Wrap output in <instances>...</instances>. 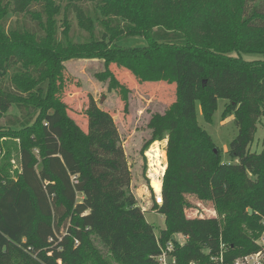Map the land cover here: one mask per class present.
I'll list each match as a JSON object with an SVG mask.
<instances>
[{
	"label": "trees",
	"instance_id": "obj_1",
	"mask_svg": "<svg viewBox=\"0 0 264 264\" xmlns=\"http://www.w3.org/2000/svg\"><path fill=\"white\" fill-rule=\"evenodd\" d=\"M69 1L96 3L91 22L100 30L83 48L105 61L99 80L110 79L124 100L128 88L112 66L140 83L175 87L166 112L152 116L143 147L144 154L167 140V169L159 165L165 175L152 178L162 183L163 204L153 209L166 227L158 235L145 218L112 114L90 98L83 128L63 99L65 68L43 64L25 80L0 42V117L18 111L0 134V158L8 149L1 138L18 139L19 163L15 173L11 158L0 166V264H76L92 236L120 264H159L168 242L177 264H220L214 258L221 256L232 264L263 250L264 139L260 153L250 147L264 127V0ZM130 37L146 45L120 44ZM219 99L228 101L223 117L234 115L238 129L229 163L197 120L199 105L211 123ZM50 126L58 129L56 147L48 145ZM188 196L212 203L218 217L186 216Z\"/></svg>",
	"mask_w": 264,
	"mask_h": 264
},
{
	"label": "rangeland",
	"instance_id": "obj_2",
	"mask_svg": "<svg viewBox=\"0 0 264 264\" xmlns=\"http://www.w3.org/2000/svg\"><path fill=\"white\" fill-rule=\"evenodd\" d=\"M150 1L155 3L156 0ZM47 2L50 3L49 9L46 8ZM93 9H96V3L87 1L0 0L1 46L5 47L9 54L16 56L17 66L24 69L25 80L34 77L33 67L37 69L43 64L62 65L65 68L67 83L63 99L70 108L71 117L83 128L87 122L85 110L90 98H93L100 108L112 114L120 131L132 173L131 188L145 212L146 220L156 227L159 235L166 227L165 217L153 208L156 203L155 192L161 193L162 183L154 184L152 178L148 177V164L150 159V172L154 169L162 172L160 164L167 166V140L152 143L144 154L143 147L151 138L148 124L152 116L166 112L175 99V87L163 82L140 83L131 74L112 66L111 69L120 82L128 88L127 100H124V95L110 88V79L99 80L97 76L106 71L105 61L89 57L83 48V42L88 41L92 35L97 36L100 30L97 24H94L93 31ZM120 44L124 47H143L146 40L130 37L122 39ZM246 59L252 60L255 57L248 56ZM227 105V100H218L211 123L206 122L202 108L197 106L198 124L211 136L221 152L224 163L232 161L228 152L231 142L238 134L234 115L223 117ZM16 114L18 111L12 107L7 116L0 117V134H5L9 119ZM47 134L49 147H56L58 129L50 126ZM263 139L264 127L260 125L255 142L250 147L252 152L262 151ZM1 140L5 142V150L7 146L8 149L0 158V166L5 164L7 158H11L10 169L15 173L19 166L16 156L18 139L2 137ZM155 143H160L159 150L150 155ZM158 154L162 156H157ZM187 202L190 207L186 208L185 213L189 218L218 217L210 202H202L194 196H188ZM263 238L264 235L258 240L260 244H264ZM178 239L182 243L185 242L182 236ZM91 240L92 248L85 249L83 260L76 264H120L96 236H92Z\"/></svg>",
	"mask_w": 264,
	"mask_h": 264
},
{
	"label": "built area",
	"instance_id": "obj_3",
	"mask_svg": "<svg viewBox=\"0 0 264 264\" xmlns=\"http://www.w3.org/2000/svg\"><path fill=\"white\" fill-rule=\"evenodd\" d=\"M148 166H149L148 177L149 178H153L155 176L156 169L153 170L154 172L153 171L150 172V168H152L151 164H150V159H149ZM163 166H165L167 168L166 165H163ZM161 169H162V172H159V173L160 174L162 173V180H163V177L165 175L166 169L165 170H163V168H161ZM155 194H156V198H155L156 199V204L157 205H162L163 204L162 192L161 193H156L155 192ZM178 237H180V236H178ZM263 241H264V238H263ZM258 244L261 247H263V250H261L258 253H255V254H250V255L238 258L232 264H264V244H260L259 242H258ZM159 245H160V243H159ZM160 251H161V253L157 257V261H158L159 264H177L176 259H175L174 255H173L174 244L172 242H168L165 247H163V245H160ZM214 261L219 262L220 264H227V263L224 262L223 256H221L219 258H214Z\"/></svg>",
	"mask_w": 264,
	"mask_h": 264
},
{
	"label": "water",
	"instance_id": "obj_4",
	"mask_svg": "<svg viewBox=\"0 0 264 264\" xmlns=\"http://www.w3.org/2000/svg\"><path fill=\"white\" fill-rule=\"evenodd\" d=\"M215 153H217V150H215ZM248 212H249L250 214H253V210H252V209H249Z\"/></svg>",
	"mask_w": 264,
	"mask_h": 264
}]
</instances>
